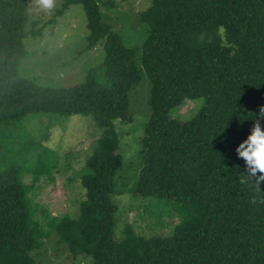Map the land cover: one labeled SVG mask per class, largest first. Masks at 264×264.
I'll use <instances>...</instances> for the list:
<instances>
[{
    "label": "trees",
    "instance_id": "trees-1",
    "mask_svg": "<svg viewBox=\"0 0 264 264\" xmlns=\"http://www.w3.org/2000/svg\"><path fill=\"white\" fill-rule=\"evenodd\" d=\"M71 2L84 11V50L102 42L105 58L81 83L52 88L18 76L26 0H0V149L11 122L31 113L90 116L103 130L80 179L77 217L52 222L59 242L92 264H264V204L250 203L264 196V182L260 193L238 183L245 164L235 151L256 119L264 128V0H151L139 16L146 29L140 68L103 20L100 7L115 0ZM144 77L150 117L132 195L174 201L180 221L171 235L149 238L128 225L118 240L112 197L123 159L115 121L132 119L130 93ZM200 98L191 119L170 116ZM37 225L19 169L0 171V264H36L29 253L40 240Z\"/></svg>",
    "mask_w": 264,
    "mask_h": 264
},
{
    "label": "rangeland",
    "instance_id": "rangeland-1",
    "mask_svg": "<svg viewBox=\"0 0 264 264\" xmlns=\"http://www.w3.org/2000/svg\"><path fill=\"white\" fill-rule=\"evenodd\" d=\"M72 0H55L48 12L35 0H26L27 20L22 38L25 57L17 63L18 76L42 87L66 88L81 83L86 72L100 65L105 52L100 42L85 51L87 28L81 5ZM67 4V5H66ZM151 0H115L112 8L101 6L103 20L111 24L135 51V62L141 67V47L146 29L140 21ZM149 82L143 78L130 93L129 122L115 121L117 153L123 159L122 171L115 180L112 199L118 206L115 237H125L128 225L143 237L169 236L180 221L174 201L159 197H135L139 172L143 166L141 140L150 117ZM203 100H185L170 116L187 121L202 106ZM103 136L90 116H62L31 113L11 122L1 140L0 171L17 167L26 192L28 211L37 221L40 238L29 255L36 264H92L87 255L72 256L52 229V222L63 216L76 218L85 192L80 185L85 163ZM33 172L38 174L34 181ZM36 230V229H35Z\"/></svg>",
    "mask_w": 264,
    "mask_h": 264
},
{
    "label": "clouds",
    "instance_id": "clouds-1",
    "mask_svg": "<svg viewBox=\"0 0 264 264\" xmlns=\"http://www.w3.org/2000/svg\"><path fill=\"white\" fill-rule=\"evenodd\" d=\"M35 4L43 11H51L55 0H35ZM259 118H264V106L259 109ZM238 158L245 164V172L239 174L238 183L251 186L255 192H261V182H264V128L256 119L250 134L235 149ZM238 167V166H237ZM250 203L264 204V196H252Z\"/></svg>",
    "mask_w": 264,
    "mask_h": 264
}]
</instances>
